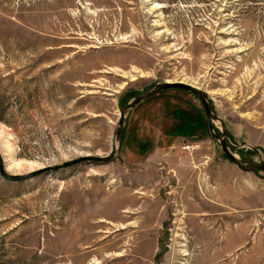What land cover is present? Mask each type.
I'll return each instance as SVG.
<instances>
[{
	"label": "rangeland",
	"instance_id": "374dc122",
	"mask_svg": "<svg viewBox=\"0 0 264 264\" xmlns=\"http://www.w3.org/2000/svg\"><path fill=\"white\" fill-rule=\"evenodd\" d=\"M166 81L264 162V0H0L8 173L106 156L121 106ZM125 128L111 162L0 176V264H264V171L198 96L153 95Z\"/></svg>",
	"mask_w": 264,
	"mask_h": 264
},
{
	"label": "water",
	"instance_id": "95a60500",
	"mask_svg": "<svg viewBox=\"0 0 264 264\" xmlns=\"http://www.w3.org/2000/svg\"><path fill=\"white\" fill-rule=\"evenodd\" d=\"M171 89H181L189 92L192 95L194 94L195 96H198V98L201 100L203 109L205 110L207 121L209 122L211 128L212 136L220 142L223 152L238 168H241L246 172H253L254 170L257 169L264 171L263 161H256V160L252 161L240 157L238 158V156L232 152L231 147L238 149L240 146H236L230 142L229 133L226 129V124L224 120H222L212 109L210 96L206 94L205 91H203L202 89H200L199 87L193 84L191 85L181 81H177V82L166 81L157 84L155 87L148 90L147 92L134 97V100H132L130 103L121 106L120 108L121 117L118 127L119 129L114 134L113 147L106 156H97V155L80 156L77 157V159L66 161L60 165H49L48 167L34 170L33 172H30L28 174L18 175V174H11L8 173V171H6L5 162L3 161L2 155L0 153V176L10 181L19 182V181H26L33 179L35 176H38L40 174H45L50 171H59L65 168L74 167L77 166V164H81V163H92V162L107 163L113 161L122 147V143H123L122 140L124 137V133L126 131L125 127H126L128 112L133 110L134 107H136L139 103L149 99L151 96ZM214 122H220V124H222L221 135L216 134Z\"/></svg>",
	"mask_w": 264,
	"mask_h": 264
},
{
	"label": "bare ground",
	"instance_id": "6f19581e",
	"mask_svg": "<svg viewBox=\"0 0 264 264\" xmlns=\"http://www.w3.org/2000/svg\"><path fill=\"white\" fill-rule=\"evenodd\" d=\"M2 134H3V133H2ZM20 165H22V164H21V162L19 161L17 167H19ZM21 167H22V166H21ZM7 170H8V169H7Z\"/></svg>",
	"mask_w": 264,
	"mask_h": 264
},
{
	"label": "built area",
	"instance_id": "2783aa9c",
	"mask_svg": "<svg viewBox=\"0 0 264 264\" xmlns=\"http://www.w3.org/2000/svg\"><path fill=\"white\" fill-rule=\"evenodd\" d=\"M190 147H191L190 145H188V146H185V148H186V149H189Z\"/></svg>",
	"mask_w": 264,
	"mask_h": 264
}]
</instances>
